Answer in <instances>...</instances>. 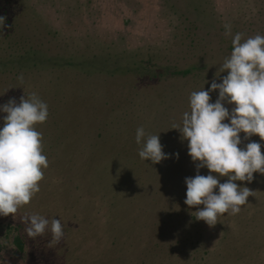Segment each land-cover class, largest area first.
Masks as SVG:
<instances>
[{"label":"rangeland","instance_id":"374dc122","mask_svg":"<svg viewBox=\"0 0 264 264\" xmlns=\"http://www.w3.org/2000/svg\"><path fill=\"white\" fill-rule=\"evenodd\" d=\"M190 1L0 0V16L6 21L30 24L34 34H47L51 59L37 57L43 71L36 75L29 69L9 73L18 64L8 65L10 37L0 33V105L36 93L49 109L46 122L36 125L49 166L32 201L16 214L0 216V264H264V174L236 182L253 192L239 214H225L215 226L196 219L204 206L184 203L185 178L197 174L196 164L188 141L168 121L180 118L175 126H182L179 115L190 110V94L209 90L213 81L221 83L227 76L222 65L236 33L243 39L264 35V0ZM195 2L207 13L204 29L199 20L194 23L178 11ZM226 24L231 36L225 34ZM38 28L45 34L37 33ZM101 57H107V68L100 65ZM147 62L146 71L156 74L148 82L138 69V63ZM169 65H201V76L196 80L194 70L179 81L166 72ZM167 78L179 82H165L171 107L165 114L156 105L155 113L150 103L160 100ZM152 82L150 97L144 83ZM135 88L143 94H134ZM210 95L215 102L218 90ZM123 104L132 107L129 117ZM4 115L0 113V126ZM139 127L147 135L159 134L171 158L158 164L141 159ZM244 136L241 147L256 141L264 152L258 135ZM208 173L200 169V174ZM219 179L223 183L228 177ZM31 213L61 218L63 239L51 244L50 231L30 237L22 218ZM16 237L23 240L24 250Z\"/></svg>","mask_w":264,"mask_h":264},{"label":"clouds","instance_id":"9594fccd","mask_svg":"<svg viewBox=\"0 0 264 264\" xmlns=\"http://www.w3.org/2000/svg\"><path fill=\"white\" fill-rule=\"evenodd\" d=\"M5 24L6 17L0 16V29ZM225 29V34L231 36V25L226 24ZM232 48L222 65L227 76L221 83L213 81L209 90L193 91L182 126L173 127L188 141V154L197 169L194 177L185 178L184 203L190 207L203 205L196 211V219L209 226H215L225 214H239L253 195L237 181L251 182L254 173L264 174L262 144L252 141L241 147V133L245 140L253 135L264 140V35L243 39L242 33H236ZM18 79L23 82V75ZM217 90L218 98L212 102L210 93ZM226 104L234 107L230 110ZM0 113H6L0 126V216H8L29 204L40 191L43 169L49 163L43 154V134L36 125L46 122L49 109L32 93L22 96L19 103L13 98L0 105ZM136 142L141 145L139 156L145 161L158 164L171 158L172 154L164 151L160 135H147L144 127L137 128ZM175 155L179 158V153ZM203 168L209 170L207 175L200 174ZM219 177L228 179L221 183ZM22 221L30 237H41L50 231L51 244L60 242L65 235L61 218L49 220L31 213Z\"/></svg>","mask_w":264,"mask_h":264},{"label":"trees","instance_id":"16d2710c","mask_svg":"<svg viewBox=\"0 0 264 264\" xmlns=\"http://www.w3.org/2000/svg\"><path fill=\"white\" fill-rule=\"evenodd\" d=\"M191 1H190V3H192ZM199 3L200 2H195L193 4H190V6L188 8H186V10L178 9V11H180V16L184 17L185 19H187L188 16L192 17V21H194V23H195V21L199 20L198 23L201 22V25H202L201 29H204L205 27H207L205 25L206 23H204V22L208 16H207V13H206L205 9L203 8V6ZM190 7H191V9H193V11H190ZM29 26H30V24H27L25 27L24 24H21L17 20L12 21V20L8 19L6 21L4 29H0V33H3V35H5L8 38L10 37L9 38V42H10L9 50H10V52L8 51L10 54H9V57H7V59H11V60L9 61L8 65L18 64V66H14L13 69H10L9 73L19 74V72L21 70L29 69V70H31V72L34 75H36V72H39L40 70H41V72L43 71V68L40 69L37 67V65H38L37 64V57H39L40 59H42L45 62L48 60L51 61V59H48L49 56H47L49 49L46 47V43H49V42H46L48 40L46 38H48V37H47V34H45V32H46L45 29L38 28V30H37V33L45 34V35H43L45 37H42L40 34L36 35V32H35V34L33 32H31V30L29 29ZM209 26H212V25H209ZM33 29H35L34 26H33ZM33 31H35V30H33ZM211 33L212 32H210V34ZM33 35H35V36L33 37ZM0 37H2V35ZM230 48H232V44H231ZM106 58L105 57L100 58V63H101L100 65L102 67L106 66V68H107L108 64L106 63V61H107ZM19 61H25V63L21 64V63H19ZM72 61L73 60H69L68 62H72ZM6 63H8V61ZM110 64H111V62L109 63V65ZM112 64L116 67H119L121 63H119L118 60L117 61L114 60V61H112ZM0 65H1V63H0ZM149 65H150V63H148V62L146 64L138 63V69H142L143 71H141V72H144V75L145 74L148 75V77L146 78V82L150 81V78H153V76H156V74H153V76H152V74H150V72L146 71V69H148ZM169 66L170 67L166 70V72H169V75L176 76V78L179 81L181 79H182V81H184V80L186 81L188 79L187 77L189 76V74L190 75L193 74L194 70H195V75L194 74L193 75L195 76L196 80L199 79L198 76L199 77L201 76L202 69L199 70V68L202 67L201 65H195V66H191L189 68H185L183 65H181V66L180 65H174V66L169 65ZM150 71L152 73L155 70H150ZM163 73H165V72L163 71ZM111 74H113V73H111ZM160 74H161V72H160ZM162 76H163L162 79H164L167 76V73L163 74ZM177 79H175V81H173L172 79L169 80L167 78L164 80V84H165L166 80H168L167 84H169L171 86H174V84L178 85L179 82H176ZM153 80H154V78H153ZM144 84L148 87V91H146V92L148 93V95L150 93V97H152V95H153L152 90L155 89V87H153L154 82H152V84H149V83H144ZM167 84H165V87H163V90L159 94L160 100H154V104L150 103L149 107L153 108V110H155V113H157V111L155 109L156 105H158V107L161 105L162 111L161 110L160 111H161V113H165V114L169 111V108L171 107V103H169L170 92L167 91L170 88L169 89L167 88ZM152 87H153V89L151 90ZM141 92H142V90L137 88L136 90H134L133 93L138 95V96L139 95L141 96V94H143ZM140 101H144V100L141 99ZM124 105L126 106L128 104H123V106H121V107H125ZM126 107H127V110H126L127 112L125 114H126V117H129L130 116L129 113H131L132 107L131 106H126ZM135 109L138 110V108H136V107H135ZM183 113L184 112L181 111L179 117H182L181 115H183ZM180 120H181L180 118L174 117L173 119L171 118V120L169 119L168 121L172 122L171 124L174 127L175 123L180 122ZM14 240H15L16 245L19 247V249L24 250V242H23V240H21V237H16V238H14Z\"/></svg>","mask_w":264,"mask_h":264}]
</instances>
